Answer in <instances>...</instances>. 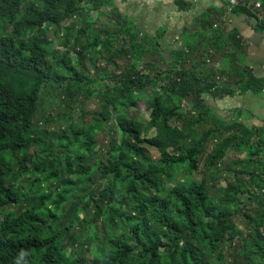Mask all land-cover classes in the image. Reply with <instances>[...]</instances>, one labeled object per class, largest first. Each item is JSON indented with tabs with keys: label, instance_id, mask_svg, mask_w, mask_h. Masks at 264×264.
<instances>
[{
	"label": "trees",
	"instance_id": "16d2710c",
	"mask_svg": "<svg viewBox=\"0 0 264 264\" xmlns=\"http://www.w3.org/2000/svg\"><path fill=\"white\" fill-rule=\"evenodd\" d=\"M231 8L264 32V0ZM209 28L169 59L163 34H142L114 0H0V264H222L225 248L232 264H264V127L239 112L225 123L206 102L264 94V78L237 65L230 76L205 41L222 33ZM226 56L240 57L234 45ZM102 59L126 64L115 73ZM148 90L146 136L131 110ZM48 91L102 106L84 125L69 112L70 127L39 133ZM109 122L110 148L98 154ZM231 151L240 160L221 187L216 169ZM200 167L212 185L195 178Z\"/></svg>",
	"mask_w": 264,
	"mask_h": 264
},
{
	"label": "crops",
	"instance_id": "0c3cea01",
	"mask_svg": "<svg viewBox=\"0 0 264 264\" xmlns=\"http://www.w3.org/2000/svg\"><path fill=\"white\" fill-rule=\"evenodd\" d=\"M114 5L118 13L129 18L142 34L149 33L154 37L161 32L163 34L162 49L169 55L183 49V41L188 34L199 37L200 26L203 23H207L208 28L213 25L219 33L221 31L222 37L205 39L207 44L213 43L220 50L229 45L225 43V38L236 29L238 36L234 38L235 41L232 38L229 41L240 56L238 59L246 60L245 67L257 77L264 78V32L255 30L253 20L243 13H233L231 5L222 0H114ZM212 32L213 30L209 28L207 33ZM195 49L201 50L196 40ZM220 57L221 60L225 59L226 50ZM238 59L233 58V61L238 62ZM221 60L215 59L210 62L221 64ZM221 100L233 103L226 107L229 114L233 115V112L246 114V119L249 121L252 120L253 115L259 118L256 112L264 111V94L247 93L234 96L227 94ZM260 118L262 121L259 120V122L264 123V117ZM243 121L245 123L247 121L244 120V116Z\"/></svg>",
	"mask_w": 264,
	"mask_h": 264
},
{
	"label": "rangeland",
	"instance_id": "374dc122",
	"mask_svg": "<svg viewBox=\"0 0 264 264\" xmlns=\"http://www.w3.org/2000/svg\"><path fill=\"white\" fill-rule=\"evenodd\" d=\"M109 19H112V17H108ZM115 31L112 30L110 34H115ZM51 38H55V36L52 34L50 35ZM103 37H105L103 35ZM139 40L141 42L144 43V45H146V42H148V39L145 37H140ZM229 41V40H228ZM227 41V42H228ZM205 46V45H204ZM202 46V47H204ZM233 45L227 46L222 48L219 52L220 55H222L225 50H229L231 49ZM59 48V50L63 51V48H61V46H57ZM201 47V46H200ZM65 49V48H64ZM196 50V49H195ZM195 53V51H194ZM164 54L166 57H168L170 59L169 54L164 51ZM95 55V54H93ZM218 55V56H220ZM225 59L227 60L226 62V70L229 73L230 76L235 77L236 74V65L239 67V73H243L244 71H246V60H242L240 61L238 59V63L237 61L234 63L233 58L225 57ZM115 64H108L105 62V60H100L98 65L102 66V67H109L111 70H114L115 73H117L116 69L118 68L119 70L123 69L125 67V62L121 61L120 59L116 60V62H114ZM160 69H167V65L166 64H162L160 65ZM214 69L213 71H217L220 73V71L222 70L221 68L225 69V64L222 62L221 64H215L213 65ZM227 81V79H223V82ZM152 93L151 90H148L146 92H144V94L141 96V101L137 103V107L132 111L133 116H135V118L137 119H141L143 121V123L146 126V131H145V135L149 136L151 135V129H149V123H148V117H149V112L146 110V105H145V101L149 98L150 94ZM206 102L208 103V105L214 110L215 113L213 114H217L218 116H220L223 119V122L227 123L228 121H232L234 120V116L229 114L226 110V107L233 105V103H227L224 102L223 100H219L216 101L214 98H212L211 96H206ZM239 104V103H236ZM235 105V103H234ZM101 99L99 97L95 98H88L86 101L81 99V98H66L64 96L59 97V95H55L54 92H50L48 91L46 93L45 99L42 103V109H41V113H40V118H43L45 120V122L40 123V125L37 126L36 130L39 133H50L51 135L55 132L57 133L60 129H64V128H68L71 126V123L73 122L71 119H66L67 113L69 112H74V118L78 119L79 121L82 120L83 125L90 122L89 120L93 117V114L97 111H99L101 109ZM185 106H187V104H185ZM86 111L85 116L83 115V112ZM52 114H53V118H52ZM211 114V113H209ZM256 114L259 116V118L254 117V115L251 117V121H249L246 116V114L244 115V120L246 121V123L249 126H253V125H261L264 127V123H260L259 120H261V116L264 117V111L261 112H256ZM54 120V121H53ZM262 121V120H261ZM214 123L213 120H209L208 123H206L204 126V128L208 127H212V124ZM222 122H219V124H221ZM80 124V123H79ZM108 127H105L101 133L97 136V140L99 142L98 145V154L102 153V152H107V149L110 148V140H109V134H108V128L111 126V123L109 122L107 124ZM264 136V134H263ZM213 143H210V148L212 147ZM149 153L155 158L158 156V153L156 152V150L152 149V148H148ZM211 149H209L208 152H210ZM240 160V156L234 152L231 151L227 157H225L222 162L220 163L219 167L216 169L217 171H219L220 174V178L218 181V186L221 187H225L227 184H230V182H233V178L229 177V174L227 172V170L230 168V162L233 161H237ZM202 163H200L201 165ZM96 177H98L100 180L102 178L101 175H97ZM195 178L200 179V178H204L208 184V186L212 185V180L211 177L209 175V173H205L204 174V170L203 168H199V173L195 175ZM61 182V181H60ZM96 182V181H95ZM28 181H23V184H27ZM99 183V182H98ZM101 184V183H99ZM92 188H96L95 185H93ZM239 227L246 233L247 229L250 227H247L244 223H243V219L240 220H236ZM254 226L251 227V229H253ZM84 240V239H83ZM237 241L235 242V244L233 245L234 247H237ZM226 250V256H225V261L222 262V264H232L233 261L235 260V258L230 254L233 253V250H229L228 248H225Z\"/></svg>",
	"mask_w": 264,
	"mask_h": 264
},
{
	"label": "built area",
	"instance_id": "2783aa9c",
	"mask_svg": "<svg viewBox=\"0 0 264 264\" xmlns=\"http://www.w3.org/2000/svg\"><path fill=\"white\" fill-rule=\"evenodd\" d=\"M224 3H228L231 6H236L239 4V0H222ZM259 6V4H257Z\"/></svg>",
	"mask_w": 264,
	"mask_h": 264
}]
</instances>
